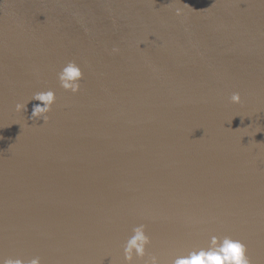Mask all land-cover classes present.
Listing matches in <instances>:
<instances>
[{
    "label": "water",
    "instance_id": "obj_1",
    "mask_svg": "<svg viewBox=\"0 0 264 264\" xmlns=\"http://www.w3.org/2000/svg\"><path fill=\"white\" fill-rule=\"evenodd\" d=\"M141 224L132 264L213 236L264 264V0H0V256L126 264Z\"/></svg>",
    "mask_w": 264,
    "mask_h": 264
},
{
    "label": "clouds",
    "instance_id": "obj_2",
    "mask_svg": "<svg viewBox=\"0 0 264 264\" xmlns=\"http://www.w3.org/2000/svg\"><path fill=\"white\" fill-rule=\"evenodd\" d=\"M181 9H176V14H181ZM118 51L113 49V52ZM57 79L60 87L65 91L76 93L80 88V81L82 73L74 62L69 61L57 73ZM232 104H239L241 102L240 94L233 92L228 98ZM38 101L32 108L29 119L36 121L42 120L47 122V113L51 110V105L55 101V94L53 91L36 92L25 103H17L15 110L17 112L26 111L27 104L32 101ZM234 117V116H233ZM228 121L231 124L233 119ZM259 132V131H257ZM256 133V132H255ZM254 133V135H255ZM149 237L145 234L144 225H138L132 229V235L127 239L123 248V255L126 264H132L134 256L137 260H141L145 256V247L149 244ZM0 264H40V257L31 259H12L0 256ZM144 264H159L156 256H149ZM171 264H249L245 255V249L238 241H234L231 237H216L210 239L207 249H199L189 251L186 255L178 256L171 261Z\"/></svg>",
    "mask_w": 264,
    "mask_h": 264
}]
</instances>
